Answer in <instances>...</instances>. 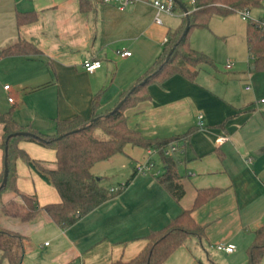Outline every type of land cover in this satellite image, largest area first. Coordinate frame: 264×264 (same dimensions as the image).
<instances>
[{
    "label": "crops",
    "instance_id": "0c3cea01",
    "mask_svg": "<svg viewBox=\"0 0 264 264\" xmlns=\"http://www.w3.org/2000/svg\"><path fill=\"white\" fill-rule=\"evenodd\" d=\"M153 1L139 0L121 11L103 0H0V51L25 41L40 52L0 60V116L12 111L25 132L53 136L58 121L90 120L98 96V115L115 109L162 55L169 32L183 24L180 7L181 25H172L167 15L156 24ZM18 14L36 21L18 26ZM249 15L250 20L263 21L264 3ZM215 19L219 28L214 26L204 43L190 38L192 48L209 56L214 67L202 66L195 82L175 76L163 85H151L150 99L126 112L128 126L145 140L189 135L176 143L180 156H172L183 177L184 198L176 201L160 184L156 176L163 172L157 169L154 150L127 146L123 155L131 163L139 168L149 162L154 169L143 173L137 168L126 190L67 230L46 214L29 223L5 216L3 205L23 202L12 190L1 193L0 230L18 234L23 242L9 241L12 257L4 259L0 251V264L128 263L144 251L153 232L191 209L202 190L220 192L193 212L205 229L204 238H189L163 264H249L248 249L264 225V72L252 67L247 23ZM220 47L226 48L222 59ZM122 51L132 56L123 58L118 54ZM94 60L102 68L87 73L84 63ZM228 63L233 64L231 70L226 69ZM4 134L0 124V175L5 169ZM18 147L30 156L41 154V149L51 151L56 162L53 150L28 141ZM100 164L92 171L95 177ZM16 173L21 194L36 196L42 207L61 202L56 189L23 160L17 161ZM219 244H234L236 251L218 252Z\"/></svg>",
    "mask_w": 264,
    "mask_h": 264
},
{
    "label": "trees",
    "instance_id": "16d2710c",
    "mask_svg": "<svg viewBox=\"0 0 264 264\" xmlns=\"http://www.w3.org/2000/svg\"><path fill=\"white\" fill-rule=\"evenodd\" d=\"M264 0H196L194 6L187 9L191 13L183 18V24L174 32H169L168 42L159 59L140 77L135 86L122 95L124 101L121 109L111 115H98L99 96L93 102L94 113L90 120L77 117L72 120L58 121L56 134L45 135L30 131L34 138L17 137L7 143V139L17 133L25 132L13 117L12 111L0 116V124L4 129L5 166L8 178L5 187L4 173L0 175V194L12 190L22 199V206L16 203L3 205L5 216L29 223L41 214H46L60 229L67 230L80 220L97 210L106 202L118 197L133 182L137 170L124 183L118 185V190L110 192L113 187L105 183V178L99 179L93 175L97 164L107 162L123 155L127 146L154 150L160 157L165 169L157 174V179L165 190L178 202L185 196L183 177L177 171V164L172 156H166L165 151L173 143L188 139L189 135L166 140H145L135 129L128 126L126 112L150 99L148 88L151 85H163L175 76H181L190 82H195L202 66L214 67L213 60L204 53L196 51L190 44L193 29H209L215 16L227 17L234 13L263 7ZM177 7V5L175 4ZM36 21L34 16L18 14L16 23L23 26ZM189 28L186 32V28ZM247 46L252 67L257 72H264V29L261 21H247ZM40 52L31 44L19 41L10 44L0 51V60L12 56L36 57ZM94 119H98L92 123ZM103 131L107 140H100L96 131ZM60 138V139H58ZM20 141L35 143L56 153L53 168L40 161L32 160L29 155L18 147ZM264 152V149L262 150ZM23 160L26 165L47 185L58 192L61 202L41 206L36 196L21 194L16 187V163ZM5 172V169H4ZM218 190L199 191L191 209L174 219L165 229L153 232L148 238V245L134 260L114 264H163L170 256L191 237L203 239L204 227L193 218V212L219 195ZM22 243L18 234L0 230V251L4 259H11L12 249L8 242ZM249 264H261L264 259V225L255 232V240L248 249Z\"/></svg>",
    "mask_w": 264,
    "mask_h": 264
},
{
    "label": "rangeland",
    "instance_id": "374dc122",
    "mask_svg": "<svg viewBox=\"0 0 264 264\" xmlns=\"http://www.w3.org/2000/svg\"><path fill=\"white\" fill-rule=\"evenodd\" d=\"M180 4L187 6L190 2V0H177ZM166 3H168L169 1H166ZM168 18H172L170 19V21L172 22V25H176L177 27L179 25H181L182 22V18L179 15V7H176V11L175 14L173 16H169L167 15ZM215 18H240V20H242V16L240 13H236V14H231L227 17H219V16H215L213 18V21L211 22L209 29H193V31L191 32V39L193 37H197L200 41V43H204L206 41V38L208 35L211 34V32H213V27L215 26L216 29H218V25H216V19ZM253 18V17H251ZM243 21V20H242ZM245 24V21H243ZM247 23V22H246ZM190 39V43L192 42ZM218 49V48H217ZM226 48L225 47H220L219 48V56L221 57V59L225 56L224 53H226ZM96 136L98 139L100 140H107V136L106 134L101 131V130H97L96 131ZM31 148H35L33 145H31ZM36 149V148H35ZM37 150V149H36ZM42 150V151H41ZM39 150V152H41V154L37 153V154H32L31 157L29 155V157L33 160V159H39L40 162H43L45 164L50 165L51 168H53L54 166V161H55V155L48 150H43L41 149ZM38 151V150H37ZM172 156H174L175 158L179 157L180 154L179 152L173 153ZM41 159V160H40ZM156 162H157V169H161L162 172L164 171V167H163V163L160 159V157H156L155 158ZM138 168V166H136L135 164L131 163V161L129 160L128 157L124 156V155H118L115 158H113L112 160L105 162V163H101L100 165H98L95 169V174L98 175L97 178H105V183L107 185H115L117 186L118 184H124L130 177L131 175L134 173V171ZM156 174V170L154 171ZM6 191H4L3 193H6Z\"/></svg>",
    "mask_w": 264,
    "mask_h": 264
},
{
    "label": "built area",
    "instance_id": "2783aa9c",
    "mask_svg": "<svg viewBox=\"0 0 264 264\" xmlns=\"http://www.w3.org/2000/svg\"><path fill=\"white\" fill-rule=\"evenodd\" d=\"M139 0H103L104 4L107 5H116L118 7L119 10L124 11L126 10L129 6L135 4L136 2H138ZM196 0H190L191 6H194ZM152 6L154 7V9L156 10V18H155V23L158 25L162 24V21L160 19L161 15H169V16H173L175 14L176 11V6L172 1H169L168 3H163L161 1L155 0L152 2ZM191 13V11L188 10L187 13L182 14V17L185 18L187 17L189 14ZM242 16V20L247 22L250 20V13L247 11H242L241 13ZM261 26L264 29V20L261 21ZM168 42V39L165 40V44ZM118 54L123 57V58H128L131 57L132 54L130 52H126V51H122V52H118ZM84 70L87 73H94L98 70H100L102 68V63L100 61L94 60V61H88L85 62L84 65ZM233 67V64L228 63L226 66L227 70H231ZM5 91H10V87L6 86ZM249 90V88H248ZM9 102L10 103H14L13 98H9ZM199 120V128L202 130L205 128L204 124H203V116H199L198 118ZM179 151V147L176 143H173L169 146L168 150L165 151V155L166 156H172L173 153H176ZM154 153H157L156 151H154ZM251 162V160L249 161ZM154 169V164L152 163H146L143 166H140L138 168L139 172H149L151 170ZM118 190V188H112L110 192L114 193ZM215 249L218 252H222L225 254H233L236 251V246L234 244H219L217 246H215Z\"/></svg>",
    "mask_w": 264,
    "mask_h": 264
},
{
    "label": "water",
    "instance_id": "95a60500",
    "mask_svg": "<svg viewBox=\"0 0 264 264\" xmlns=\"http://www.w3.org/2000/svg\"><path fill=\"white\" fill-rule=\"evenodd\" d=\"M174 4H176L178 7H180L185 13L188 12V9L180 4L177 0H171ZM188 27L186 28V32L188 31ZM253 71H254V68H253ZM124 104V101L120 102V104H118V106L109 114H113L117 111H119L122 107V105ZM96 121H98V119H94L92 121V123H95ZM17 137H30V138H34L35 135L34 134H31L29 132H21V133H17V134H13L11 135L8 139H7V143L11 140V139H14V138H17ZM60 139V138H58ZM7 178H8V170L6 169V166H5V172H4V177H3V183H2V186L1 187H5L6 183H7Z\"/></svg>",
    "mask_w": 264,
    "mask_h": 264
}]
</instances>
